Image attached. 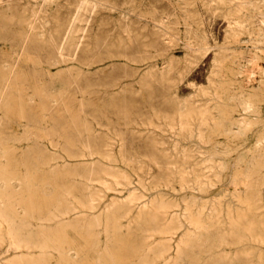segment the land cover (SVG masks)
<instances>
[{
	"label": "rangeland",
	"instance_id": "rangeland-1",
	"mask_svg": "<svg viewBox=\"0 0 264 264\" xmlns=\"http://www.w3.org/2000/svg\"><path fill=\"white\" fill-rule=\"evenodd\" d=\"M0 10L1 264H264V0Z\"/></svg>",
	"mask_w": 264,
	"mask_h": 264
},
{
	"label": "bare ground",
	"instance_id": "bare-ground-1",
	"mask_svg": "<svg viewBox=\"0 0 264 264\" xmlns=\"http://www.w3.org/2000/svg\"><path fill=\"white\" fill-rule=\"evenodd\" d=\"M87 2H88V1H87ZM248 2H249V1H248ZM2 4H3V3H2ZM46 4H47V3H46ZM95 4H96V3H95ZM216 4H217V3H216ZM244 5H245V4H244ZM35 6H36V5H35ZM92 8H93V7H92ZM216 8H217V7H216ZM4 9H5V8H4ZM7 10H9V9H7ZM88 10H89V9H88ZM0 11L2 12V10H0ZM8 12H9V11H8ZM39 12H40V11H39ZM233 12H234V11H233ZM3 13H4V11H3ZM235 13H236V12H235ZM238 13H239V12H238ZM256 13H257V12H256ZM258 13H259V11H258ZM1 14H2V13H1ZM11 14H13V13H11ZM11 14H10V15H11ZM259 14H260V13H259ZM3 15H5V14H3ZM14 15H15V14H14ZM33 15H34V14H33ZM33 15H32V16H33ZM38 15H39V14H38ZM227 15H228V14H227ZM233 15H234V14H233ZM261 15H262V14H261ZM261 15H260V16H261ZM5 16H6V15H5ZM15 16H16V15H15ZM15 16H14V17H15ZM32 16H31V18H32ZM83 16H84V15H83ZM7 17H8V16H7ZM255 17H256V16H255ZM262 17H263V22H264V11H263V16H262ZM262 17H261V18H262ZM1 18H2V17H1ZM19 18H20V17H19ZM34 18H35V17H34ZM229 18H230V17H229ZM243 18H244V17H243ZM7 19H9V18H7ZM10 19H11V18H10ZM16 19H17V18H16ZM16 19H15V21H18V20H16ZM21 19H22V18H21ZM35 19H36V18H35ZM37 19H39V18H37ZM160 19H161V18H160ZM237 19H238V18H237ZM256 19H257V17H256ZM1 20H3V19H1ZM5 20H6V18H5ZM5 20H4V21H5ZM12 20H13V18H12ZM33 20H34V19H33ZM243 20H245V19H243ZM243 20H241V21H243ZM250 20H251V19H250ZM259 20H260V17H259ZM31 21H32V20H31ZM76 21H77V20H76ZM247 21H248V20H247ZM260 21H261V20H260ZM260 21H259V22H260ZM19 22H21V21H19ZM19 22H15V23H19ZM33 22H34V21H33ZM0 23L2 24V22H0ZM5 23H6V22H3V24H5ZM10 23H11V22H10ZM10 23L7 22V24H9V25H10ZM3 24H2V28H3V26H4ZM12 24H14V23H12ZM22 24H23V23H22ZM22 24H21V25H22ZM25 24H26V23H25ZM35 24H36V23H35ZM35 24H34V25H35ZM40 24H41V22H40ZM262 24H263V23H262ZM5 25H6V24H5ZM9 25H8V26H9ZM17 25L19 26V24H17ZM17 25H16V26H17ZM28 25H29V24H28ZM31 25H32V24H31ZM41 25H42V24H41ZM259 25H260V24H259ZM16 26H15V27H16ZM23 26H24V25H23ZM36 26H39V25L36 24ZM43 26H44V25H43ZM46 26H47V25H46ZM77 26H78V25H77ZM250 26H251V25H250ZM261 26H262V25H261ZM263 26H264V25H263ZM5 27H7V25H6ZM11 27H13V25H12ZM15 27H14V28H15ZM20 27H22V26H20ZM20 27H19V28H20ZM40 27H41V26H40ZM47 27H48V26H47ZM75 27H76V26H75ZM7 28H8V27H7ZM22 28H24V27H22ZM32 28H33V26H32ZM36 28H37V27H36ZM41 28H42V27H41ZM258 28H259V27H258ZM34 29H35V28H34ZM43 29H44V28H43ZM17 30H19V29H17ZM24 30H25V29H24ZM24 30H23V31H24ZM44 30H45V29H44ZM242 30H243V28H242ZM246 30H247V29H246ZM254 30H255V29H254ZM257 30H258V29H257ZM5 31L7 32L6 29H5ZM11 31H12V30H11ZM21 31H22V29H21ZM23 31H22V32H23ZM35 31H36V30H35ZM35 31H34V32H35ZM2 32L4 33V31H2ZM14 32H15V31H14ZM17 32H18V31H17ZM19 32H20V31H19ZM31 32H32V31H31ZM37 32L39 33V31H37ZM259 32H260V31H259ZM9 33H10V32H9ZM9 33H6V34L9 35ZM25 33H26V32H25ZM16 34H18V33H16ZM23 34H24V33H23ZM30 34H31V33H30ZM34 34H35V33H34ZM40 34H42V33H40ZM45 34H46V33H45ZM257 34H259V33L257 32ZM257 34H256V35H257ZM0 35H1V34H0ZM4 35H5V33H4ZM35 35H37V34H35ZM254 35H255V34H254ZM261 35H264V34H261ZM261 35H259V36L261 37ZM5 36H6V35H5ZM12 36H14V35L12 34ZM12 36H11V40H12ZM26 36H27V35H26ZM41 36H42V35H41ZM247 36H248V35H247ZM257 36H258V35H257ZM257 36H256V37H257ZM1 37H2V36H1ZM1 37H0V38H1ZM3 37H4V36H3ZM7 37H8V36H7ZM14 37H15V36H14ZM14 37H13V38H14ZM16 37H17V36H16ZM28 37H29V35H28ZM260 37H259V38H260ZM5 38H6V37H5ZM9 38H10V37H9ZM18 38H19V37H18ZM22 38H23V37H22ZM38 38H39V37H38ZM57 38H58V36H57ZM231 38H232V37H231ZM231 38H230V39H231ZM1 39H2V38H1ZM3 39H4V38H3ZM3 39H2V40H3ZM14 39H15V38H14ZM19 39H20V38H19ZM53 39H54V38H53ZM53 39H52V41H53ZM58 39H59V38H58ZM260 39H261V38H260ZM5 40H6V39H5ZM21 40H22V39H20L19 41H21ZM27 40H28V39H27ZM54 40H57V39L55 38ZM188 40H189V39H188ZM205 40H206V39H205ZM262 40H264V39H262ZM25 41H26V40H25ZM25 41H24V42H25ZM50 41H51V40H50ZM77 41H78V40H77ZM231 41H232V40H231ZM6 42H7V41H6ZM12 42H13V41H12ZM12 42H10V43H12ZM21 42H22V41H21ZM56 42H58V41H56ZM194 42H195V41H194ZM261 42H262V41H261ZM263 42H264V41H263ZM2 43H3V42H2ZM8 43H9V42H8ZM10 43H9V44H10ZM15 43H16V42H15ZM17 43H18V42H17ZM26 43H27V42H26ZM26 43H25V44H26ZM51 43H52V42H51ZM187 43H188V42H187ZM202 43H203V41H202ZM0 44H1V43H0ZM23 44H24V43H23ZM57 44H58V43H57ZM190 44H191V43H190ZM203 44H204V43H203ZM258 44H259V42H258ZM263 44H264V43H263ZM28 45H29V44H28ZM252 45H253V44H252ZM254 45H255V44H254ZM3 46H4V45H2V47H3ZM13 46H14V45L12 44L11 48H12ZM16 46H17V45H16ZM20 46H21V45H20ZM25 46H26V45H25ZM25 46H24V47H25ZM52 46H54V45H52ZM55 46H56V45H55ZM55 46H54V47H55ZM59 46H60V45H59ZM67 46H68V45H67ZM188 46H189V45H188ZM200 46H201V45H200ZM203 46H204V45H203ZM203 46H202V47H203ZM27 47H28V46H27ZM31 47H32V46H31ZM33 47H35V46L33 45ZM33 47H32V48H33ZM60 47H61V46H60ZM190 47H191V46H190ZM38 48H39V47H38ZM56 48H57V47H55V49H56ZM204 48H205V47H204ZM211 48H212V47H211ZM22 49H23V48H22ZM25 49H26V47H25ZM29 49H30V48H28L27 51H29ZM52 49H53V48H51L50 51H52ZM74 49H75V48H74ZM191 49H192V48H191ZM1 50H2V49H1ZM10 50H11V49H10ZM14 50H15V49H14ZM46 50H47V49H46ZM46 50H45V51H46ZM56 50H57V49H56ZM58 50H60V49H58ZM62 50H63V49H62ZM23 51H24V50H22V52H23ZM32 51H33V50H32ZM8 52H9V50H8ZM39 52H40V51H39ZM39 52H38V53H39ZM46 52H47V51H46ZM46 52H45V54H46ZM54 52H55V51H54ZM57 52H58V51H57ZM3 53H4V52H3ZM19 53H21V52H19ZM23 53H24V52H23ZM35 53H36V51H35ZM55 53H56V52H55ZM70 53H71V52H70ZM15 54H17V53H15ZM21 54H22V53H21ZM24 54L26 55V52H25ZM24 54H23V55H24ZM31 54H34V53H31ZM52 54H53V53H52ZM52 54H51V55H52ZM10 55H11V52H10ZM28 55H29V54H28ZM38 55H39V54H38ZM141 55H142V54H141ZM149 55H150V54H149ZM232 55H233V54H232ZM21 56H22V55H21ZM30 56H31V55H30ZM32 56H33V55H32ZM36 56H37V54H36ZM55 56H56V54H55ZM62 56H63V55H62ZM1 57H2V56H1ZM1 57H0V60H1ZM14 57H15V56H14ZM17 57H19V54H18ZM47 57H48V56H47ZM9 58H10V57H9ZM11 58H12V57H11ZM21 58H22V57H20V59H21ZM25 58H26V57H25ZM51 58H52V57H51ZM4 59H5V58H4ZM4 59H2V60H4ZM42 59H43V58H42ZM56 59H59V58L56 57ZM65 59H66V58H65ZM13 60H14V59H13ZM50 60H51V59H50ZM259 60H260V59H259ZM8 61H9V60H8ZM8 61H7V62H8ZM23 61H24V60H23ZM26 61H27V60H26ZM42 61H43V60H42ZM47 61H48V60H47ZM58 61H59V60H58ZM10 62L12 63L13 61H10ZM15 62H16V61H15ZM24 62H25V61H24ZM52 62H53V61H52ZM60 62H61V61H60ZM187 62H188V61H187ZM3 63H4V61H3ZM49 63H50V62H49ZM0 64H1V63H0ZM30 64H31V63H30ZM30 64H29V65H30ZM34 64H35V62H34ZM53 64H55V63H53ZM53 64H52V65H53ZM217 64H218V63H217ZM10 65H11V64H10ZM18 65H19V64H18ZM41 65H42V63H41ZM2 66H3V65H2ZM4 66H5V65H4ZM6 66H8V65L6 64ZM20 66H21V65H20ZM20 66H19V67H20ZM33 66H34V65H33ZM33 66H32V67H33ZM38 66H39V65H38ZM49 66H50V65H49ZM15 67H16V65H15ZM36 67H37V66H36ZM43 67H44V66H43ZM45 67H46V66H45ZM47 67H48V66H47ZM8 68H9V67H8ZM12 68H13V67H12ZM214 68H215V67H214ZM3 69H4V68H3ZM36 69H37V68H36ZM14 70H15V69H14ZM39 70H42V68L39 69ZM5 71H6V70H5ZM28 71H29V70H28ZM46 71H47V70H46ZM10 72H11V71H10ZM12 72H13V71H12ZM37 72H38V71H37ZM48 72H49V71H48ZM263 72H264V71H263ZM6 73H7V72H6ZM162 73H163V72H162ZM12 74H13V73H12ZM25 74H26V73H25ZM121 74H122V73H121ZM6 75H7V74H6ZM10 75H11V74H10ZM14 75H15V74H14ZM7 76H8V75H7ZM133 76H134V75H133ZM234 77H235V75H234ZM5 78H6V77H5ZM209 78H212V77H209ZM2 80H3V79H2ZM2 80H1V81H2ZM128 80H129V79H128ZM210 81H211V80H210ZM208 82H209V81H208ZM234 82H235V81H234ZM2 83H3V82H2ZM7 83H8V82H7ZM213 83H214V82H213ZM3 84H4V83H3ZM217 84H218V83H217ZM10 85H11V84H10ZM1 86H2V85H1ZM215 86H216V85H215ZM263 86H264V85H263ZM4 87H5V86H4ZM212 87H213V86H212ZM216 88H217V86H216ZM213 89H214V88H213ZM206 90H207V89H206ZM207 91H208V90H207ZM212 91H213V90H212ZM203 92H204V91H203ZM209 92H210V89H209ZM213 92H214V91H213ZM210 93H212V92H210ZM227 93H228V92H227ZM168 94H169V93H168ZM215 94H216V96H218L217 99H219V100H222V99L224 100V99H226V97H223V94H219V92H216ZM212 95H213V94H212ZM229 95H230V94H229ZM195 97H196V96H195ZM229 97H230V96H229ZM210 99H211V98H210ZM217 99H216V100H217ZM124 100H125V99H124ZM124 100H123V101H124ZM163 100H164V99H163ZM208 100H209V99H208ZM97 101H98V100H97ZM97 101H96V102H97ZM212 101H213V100H212ZM200 103H201V102H200ZM206 103H207V102H206ZM215 103H216V102H215ZM218 104H219V103H218ZM107 105H108V104H107ZM115 105H116V104H115ZM207 105H208V103H207ZM213 105H214V104H213ZM215 105H216V104H215ZM215 105H214V106L210 105V106L215 107ZM220 105H221V104H220ZM222 105H224V104H222ZM99 106H100V105H99ZM105 106H106V105H105ZM105 106H104V107H105ZM108 106H109V105H108ZM151 106H152V105H151ZM198 106H199V105H198ZM111 107H112V106H111ZM179 107H180V106H179ZM179 107H178V108H179ZM217 107H218V106H217ZM112 108H113V107H112ZM187 108L189 109L190 107H187ZM195 108H196V107H195ZM195 108H194V109H195ZM219 108H220V107H219ZM114 109H115V108H114ZM190 109H192V108H190ZM104 110H105V113H106V114H107V112H111V113H113V112L111 111V108H110V107H106ZM130 110H131V109H130ZM168 110H169V109H168ZM199 110H200V109H198V111H199ZM203 110H204V109H203ZM102 111H103V110H102ZM172 111H173V110H172ZM178 111H179V110H178ZM191 111H192V110H191ZM198 111H197V109H196V111H194V113L197 114ZM200 111H202V110H200ZM123 112H124V111H123ZM181 112H182V111H181ZM185 112H187V111L185 110ZM185 112H183V113H185ZM18 113H19V112H18ZM95 113H97V116L99 115V112H95ZM103 113H104V111H103ZM103 113H102V114H103ZM200 113H201V112H200ZM185 114H187V113H185ZM196 114H195V115H196ZM204 114H207V113L205 112ZM204 114H203V116H204ZM181 115H182V114H181ZM198 116H199V115H198ZM203 116H201V117H202V120L204 121V119H205L204 117H205V116H204V117H203ZM99 117H100V116H99ZM105 117H107V116H105ZM180 117H181V116H180ZM188 117H189V116H188ZM191 117H192V116H191ZM191 117H190V118H191ZM196 117H197V116H196ZM201 117H200V118H201ZM208 117H209V116H208ZM211 117H212V116H211ZM100 118H101V117H100ZM100 118H99V119H100ZM102 118H103V117H102ZM190 118H189V120H190ZM99 119H98V120H99ZM210 119H211V118H210ZM183 120H184V119H183ZM192 120H193V118H192ZM197 120H198V119H197ZM205 120H206V119H205ZM102 121H103V120H102ZM186 121H187V120H186ZM186 121H184V122H186ZM203 121H202V122H203ZM179 122H180V120H179ZM187 122H188V121H187ZM187 122H186V123H187ZM233 122L236 123L235 121H233ZM181 123H182V121H181ZM186 123H185V124H186ZM190 123H191V122H190ZM205 123H206V122H205ZM224 123H225V125H224ZM234 123H233V124H234ZM238 123H239V122H238ZM183 125H184V124H183ZM187 125H188V124H187ZM190 125H191V124H190ZM192 125H193V124H192ZM231 125H232V123L230 124V122H228V121H225V122L223 121V124H222L220 127H218L215 131H222V132H225V133H227V132L230 133V131H231V130H230V126H231ZM179 126H180V125H179ZM181 126H182V125H181ZM188 127H189V126H188ZM231 127H232V126H231ZM233 127H234V126H233ZM183 128H185V126H183ZM189 128H190V127H189ZM181 129H182V128H181ZM181 129H180V130H181ZM186 129H187V128H186ZM180 130H179V132H180ZM109 132H110V131H109ZM187 132H188V130H187ZM187 132H185V133H187ZM191 133H193V132L191 131ZM182 135H183V134H182ZM182 135H181V136H182ZM188 135H189V134H188ZM197 136H198V135H197ZM199 136H200V134H199ZM180 138H182V137H180ZM183 138H184V136H183ZM183 138H182V140L184 141ZM198 138H199V137H198ZM198 138H197V139H198ZM200 138H201V137H200ZM188 139H190V138H188ZM188 139H186V140H188ZM193 139H195V138H193ZM203 139H204V138H203ZM190 140H191V139H190ZM260 142H261V140H260ZM96 143H97V142H96ZM155 143H157V142H155ZM200 143H201V142H200ZM161 144H163V143L158 144L157 147H158L159 145H161ZM95 145H96V144H95ZM107 145H108V144H107ZM210 145H211V144H210ZM217 145H218V144H217ZM174 146H175V144H174ZM174 146H173V147H174ZM213 146H214V144H213ZM97 147H98V146H97ZM176 147H177V146H176ZM228 147H230V146H228ZM151 148L154 149L152 146H151ZM155 148H156V147H155ZM178 148H179V147H178ZM215 148H217V147L215 146ZM174 150H175V149H174ZM185 150H186V149H185ZM154 151H155V150H154ZM156 151H157V150H156ZM162 151H164V150H162ZM175 151H176V150H175ZM182 151H184V150H182ZM212 151H213V150H212ZM218 151H219V150H218ZM225 151H226V150H225ZM228 151H230V150H228ZM228 151H227V152H228ZM184 152H185V151H184ZM0 153H1V151H0ZM107 153H108V152H107ZM163 153H164V152H163ZM165 153H166V152H165ZM225 153H226V152H225ZM110 155H111V154H110ZM165 155H166V154H165ZM166 156H167V155H166ZM210 156H211V155H210ZM212 156H213V155H212ZM186 157H187V156H186ZM1 158H2V157H1ZM106 158H107V157H106ZM109 158H110V157H109ZM166 159H167V158H166ZM168 159H169V158H168ZM215 159H216V158H215ZM106 160H107V159H106ZM114 160H115V159H114ZM210 160H211V159H209L208 161H210ZM220 160H221V159H220ZM123 161H124V160H123ZM127 161H128V160H127ZM183 161H184V159H183ZM206 161H207V160H206ZM214 161H215V160H214ZM216 161H217V160H216ZM119 162H120V161H119ZM174 162H175V161H174ZM217 162H219V161H217ZM128 163H130V162L128 161ZM208 163H209V162H208ZM210 163L212 164V162H210ZM181 164H182V163H181ZM225 164H226V163H225ZM178 165H179V164H178ZM0 170H1V169H0ZM16 171H17V170H16ZM16 171H15V172H16ZM28 172H29V171H28ZM4 174H5V173H4ZM2 176H3V174H2ZM21 177H22V176H21ZM28 177H29V176H28ZM0 178H1V177H0ZM8 178H9V177H8ZM8 178H7V179H8ZM10 179H11V178H10ZM42 182H43V181H42ZM57 182H58V181H57ZM52 183H53V182H52ZM1 184H2V183H1ZM3 185H4V184H3ZM50 185H51V184H50ZM49 187H50V186H49ZM26 189H27V188H26ZM35 189H36V188H35ZM41 189H42V188H41ZM55 189H56V188H55ZM7 190H8V189H7ZM67 191H68V189H67ZM36 193H37V192H36ZM25 194H26V193H25ZM49 194H50V192H49ZM58 194H59V193H58ZM58 194H57V195H58ZM1 195H2V193H1ZM34 198H35V197H34ZM15 199H16V198H15ZM28 199H29V198H28ZM67 199H68V198H67ZM59 200H60V199H59ZM44 201H45V200H44ZM60 201H61V200H60ZM2 202H3V201H1V203H2ZM37 202H38V201H37ZM54 202H55V201H54ZM6 204H7V203H6ZM2 206H4V205H2ZM55 206H56V205H55ZM13 207H14V205L9 203L7 207H5L4 209H3V208L0 209V212H1V214H0V221H1V222H0V223H1V224H0V227H1V225L4 226V227H2V228H4V229H1V228H0V249H2V251H3V249H4L5 251H7V250L10 249V248H14V247L16 246V241L18 242V240L16 239L15 231H14L13 224H12L13 221H12L11 218H10V216L12 215V214H10V213L13 212V211H12ZM28 208H29V207H28ZM75 209H76V208H75ZM44 210H45V209H44ZM33 211H34V210H33ZM17 214H18V213H17ZM18 216H19V215H18ZM25 216H26V215H25ZM29 216H30V215H29ZM189 216H191V215H189ZM56 217H58V216H56ZM192 217H193V215H192ZM14 218H15V216H14ZM22 218H23V217H22ZM187 218H188V217H187ZM189 218H190V217H189ZM194 218H195V217H194ZM194 218H193V219H194ZM19 219H20V218H19ZM193 219H192V220H193ZM62 220H63V219H62ZM60 221H61V220H60ZM193 221H194V220H193ZM193 221H192V222H193ZM215 221H216V220H215ZM27 222H28V221H27ZM58 222H59V221H58ZM209 222H210V221H209ZM238 222H239V221H238ZM15 223H16V222H15ZM31 223H32V222H31ZM195 223H196V222H195ZM197 223H198V222H197ZM23 224H24V223H23ZM193 224H194V223H193ZM193 224H192V225H193ZM199 224H200V223H199ZM199 224H198V225H199ZM250 224H251V223H250ZM25 225H26V224H25ZM194 225H196V224H194ZM15 226H17V225H15ZM31 226H32V225H31ZM199 226H201V225H199ZM193 227H194V226H193ZM234 227H236V226H234ZM105 228H106V227H105ZM195 228H197V227L195 226ZM201 228H202V226H201ZM199 229H200V227H199ZM248 230H249V229H248ZM248 230H247V231H248ZM197 231H198V230H197ZM237 232H238V231H237ZM191 234H192V233H191ZM188 235H189V234H188ZM188 235H187V236H188ZM236 235H237V234H236ZM191 237H192V236H191ZM195 237H196V236H195ZM195 237H194V238H195ZM169 238H170V237H169ZM187 239H188V238H187ZM189 239H190V236H189ZM189 239H188V240H189ZM240 239H241V238H240ZM166 241H167V240H166ZM166 241H165V242H166ZM168 241H170V240H168ZM168 241H167V243H168ZM26 242H27V241H26ZM165 242H164V243H165ZM181 242H182V241H181ZM184 242H185V241H184ZM181 244H182V243H181ZM185 244H186V243H185ZM168 245H170V244H168ZM182 245L184 246V244H182ZM177 246H179V245H177ZM15 249H16V248H15ZM18 249H19V248H18ZM21 249H22V248H21ZM40 249H42V247H39V250H40ZM177 249H179V248L177 247ZM163 250H164V249H163ZM166 250H167V249H166ZM166 250H165V251H166ZM2 251H1V252H2ZM8 251H9V250H8ZM167 251H168V250H167ZM170 251H171V250H170ZM67 252H68V251H67ZM160 252H161V251H160ZM163 252H164V251H163ZM178 252H179V250L177 251L176 254H178ZM6 253H7V252H6ZM179 253H180V252H179ZM2 254H3V253H2ZM35 254H36V253H35ZM49 254H50V253H49ZM64 254H65V253H64ZM64 254H63V255H64ZM160 254H162V253H160ZM163 255H165V252H164ZM163 255H162V256H163ZM49 256H50V255H49ZM65 256H66V255H65ZM74 256H75V254H72V253L69 254V253H68V254H67V257H68V258H65V257H64V258H65V259H72V258H74ZM159 256L161 257V255H159ZM15 257H16V256H15ZM62 257H63V256H62ZM160 257H159V259H160ZM41 258H42V257H41ZM45 258H46V257H45ZM64 258H63V259H64ZM161 258H163V257H161ZM74 259H75V258H74ZM164 259H165V258H164ZM176 259H177V257H176ZM29 260H30V259H29ZM169 260H171V258H168V261H169ZM6 261H7V260H6ZM6 261H5V262H6ZM11 261H12V260H11ZM33 261H34V260H33ZM35 261H36V260H35ZM166 261H167V260H165V262H166ZM172 261H173V260H172ZM8 262H9V261H8ZM69 262H70V261H69ZM37 263H38V262H37ZM40 263H41V262H40ZM71 263H72V262H71ZM0 264H1V263H0ZM6 264H13V263H10V262H9V263H6ZM19 264H20V263H19ZM164 264H167V263H164ZM168 264H169V263H168Z\"/></svg>",
	"mask_w": 264,
	"mask_h": 264
}]
</instances>
